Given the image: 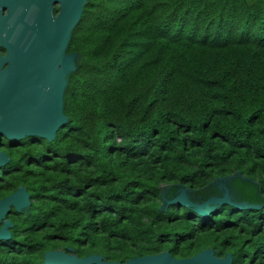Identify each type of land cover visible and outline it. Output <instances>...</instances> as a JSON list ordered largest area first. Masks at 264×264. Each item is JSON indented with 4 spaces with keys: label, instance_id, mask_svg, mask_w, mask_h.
Segmentation results:
<instances>
[{
    "label": "trees",
    "instance_id": "1",
    "mask_svg": "<svg viewBox=\"0 0 264 264\" xmlns=\"http://www.w3.org/2000/svg\"><path fill=\"white\" fill-rule=\"evenodd\" d=\"M66 53L68 124L52 142L1 140L0 199L22 186L30 208L7 215L0 264L68 249L264 264V0H88ZM226 177L233 202L258 207L166 203L220 197Z\"/></svg>",
    "mask_w": 264,
    "mask_h": 264
},
{
    "label": "water",
    "instance_id": "2",
    "mask_svg": "<svg viewBox=\"0 0 264 264\" xmlns=\"http://www.w3.org/2000/svg\"><path fill=\"white\" fill-rule=\"evenodd\" d=\"M88 0H0V144L39 138L54 141L57 131L68 124L64 115V92L67 78L76 71L79 56L66 49L74 27L79 22ZM58 5L54 13L53 5ZM5 13V14H4ZM0 150V168L9 163ZM237 176H239L237 174ZM231 177L218 178L212 184L222 192L201 204L190 201L185 189L166 201V186L162 199L168 205L178 204L206 216L217 206L228 205L245 209L258 207L246 202H233L226 186ZM30 197L25 187L0 199V242L9 241L12 223L6 218L13 210L26 212ZM232 255L217 257L212 249L196 255L175 259L165 251L156 255L133 257L125 263L108 262L101 255L79 258L72 252L46 251L44 264H232Z\"/></svg>",
    "mask_w": 264,
    "mask_h": 264
},
{
    "label": "flooded vegetation",
    "instance_id": "3",
    "mask_svg": "<svg viewBox=\"0 0 264 264\" xmlns=\"http://www.w3.org/2000/svg\"><path fill=\"white\" fill-rule=\"evenodd\" d=\"M53 8H54V13H56L58 11V5L57 4L53 5ZM1 52H2V54H4V51L3 50H1Z\"/></svg>",
    "mask_w": 264,
    "mask_h": 264
},
{
    "label": "rangeland",
    "instance_id": "4",
    "mask_svg": "<svg viewBox=\"0 0 264 264\" xmlns=\"http://www.w3.org/2000/svg\"><path fill=\"white\" fill-rule=\"evenodd\" d=\"M166 187H163V189L165 190ZM163 189H162V192H163Z\"/></svg>",
    "mask_w": 264,
    "mask_h": 264
}]
</instances>
